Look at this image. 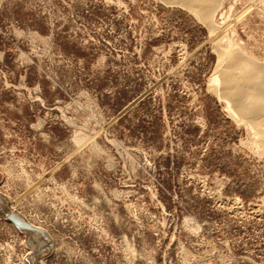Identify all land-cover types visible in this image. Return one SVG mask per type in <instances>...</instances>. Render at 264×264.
<instances>
[{
	"label": "rangeland",
	"instance_id": "rangeland-1",
	"mask_svg": "<svg viewBox=\"0 0 264 264\" xmlns=\"http://www.w3.org/2000/svg\"><path fill=\"white\" fill-rule=\"evenodd\" d=\"M222 6L264 65V0ZM217 46L163 0H0V195L41 246L0 209V264H264V124Z\"/></svg>",
	"mask_w": 264,
	"mask_h": 264
},
{
	"label": "bare ground",
	"instance_id": "bare-ground-1",
	"mask_svg": "<svg viewBox=\"0 0 264 264\" xmlns=\"http://www.w3.org/2000/svg\"><path fill=\"white\" fill-rule=\"evenodd\" d=\"M163 1L168 5L179 6L183 10H186L188 11V13L193 15L196 20H198L201 24L208 28L211 37L218 44L219 48L222 44H229L227 50L224 49V51L222 50L218 52L219 60L216 71L211 78V86L213 85L212 87L216 89V93L215 91L214 93L217 94L218 91L219 96L227 102L230 109L229 113L233 117L237 118L238 116L242 119L240 121H244L245 124L247 123L246 125H248V127L250 126L252 130L255 126L258 127L261 131L260 128L263 127L264 124V65H260L258 63L259 61L257 62L251 56L246 55L242 50V52L239 50L238 53L236 52L235 54L232 51L233 42L230 35H228L229 28L225 23L226 21H221L222 24H225L222 27L215 19L216 14L218 15V13L220 15V18H223L226 14V12H224V7L222 6L224 0ZM231 8L229 9L231 10ZM262 133H264V131L261 132V134ZM255 134L256 136L258 135L257 132H254V135ZM261 134L258 136H262ZM250 137L252 138V135ZM257 148L263 149V146L262 148H260L259 146ZM8 201L9 200L5 196L0 195V209L3 210L2 213L7 215L11 219L17 220L21 224V226L29 229L28 231L32 233V238L28 241V244L31 247H33V245L35 244L36 246H38V248H40L41 246L37 245L39 244L37 235L38 232L32 227H29L27 225L28 223L25 222L21 218V216L14 211V209L9 207ZM35 252H33V257L36 256L35 254L37 252Z\"/></svg>",
	"mask_w": 264,
	"mask_h": 264
}]
</instances>
